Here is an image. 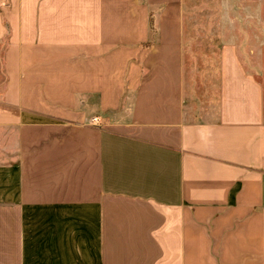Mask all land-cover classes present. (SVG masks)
Listing matches in <instances>:
<instances>
[{
  "label": "crops",
  "instance_id": "1",
  "mask_svg": "<svg viewBox=\"0 0 264 264\" xmlns=\"http://www.w3.org/2000/svg\"><path fill=\"white\" fill-rule=\"evenodd\" d=\"M0 264H264V0H0Z\"/></svg>",
  "mask_w": 264,
  "mask_h": 264
},
{
  "label": "built area",
  "instance_id": "2",
  "mask_svg": "<svg viewBox=\"0 0 264 264\" xmlns=\"http://www.w3.org/2000/svg\"><path fill=\"white\" fill-rule=\"evenodd\" d=\"M94 120L96 121V120H97V118H94Z\"/></svg>",
  "mask_w": 264,
  "mask_h": 264
}]
</instances>
